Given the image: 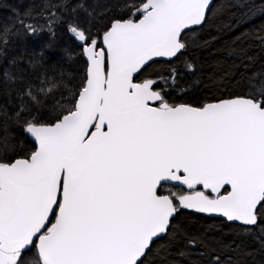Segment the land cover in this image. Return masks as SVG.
<instances>
[{"label":"snow or ice","instance_id":"1","mask_svg":"<svg viewBox=\"0 0 264 264\" xmlns=\"http://www.w3.org/2000/svg\"><path fill=\"white\" fill-rule=\"evenodd\" d=\"M0 8V264H264V0Z\"/></svg>","mask_w":264,"mask_h":264},{"label":"trees","instance_id":"2","mask_svg":"<svg viewBox=\"0 0 264 264\" xmlns=\"http://www.w3.org/2000/svg\"><path fill=\"white\" fill-rule=\"evenodd\" d=\"M29 4L31 0H0V5L6 6L8 4ZM235 3V0H214L213 1V19L212 23L206 27L204 31V37L208 38L209 33L211 35H218L222 42L226 41V34L220 33L217 31L220 25L226 24L228 20V16L230 15L229 8L231 5ZM3 8H0V14H2ZM49 39H54L59 44H71V40L69 37L60 30L56 31V35L54 37H50L49 35L41 36L34 41H29L28 43L32 46H36L38 44H43ZM20 52L24 51V47L19 49ZM197 56H200L203 59L207 56V53H196ZM211 60V57H208ZM177 67L180 68L181 72L185 71V63L184 62H177ZM187 78V77H186ZM193 221L195 222L198 217H193ZM200 223L208 226V225H215V232L214 234L220 235V229L222 225L219 224V221L216 220H200ZM245 243L248 245L247 251L252 252L253 255L248 257V264H261L262 256L259 253L258 249L260 247L258 236L260 235L258 230L255 236L249 237L246 233L243 234ZM224 239L230 240L232 239L231 233H229L228 229H224Z\"/></svg>","mask_w":264,"mask_h":264},{"label":"water","instance_id":"3","mask_svg":"<svg viewBox=\"0 0 264 264\" xmlns=\"http://www.w3.org/2000/svg\"><path fill=\"white\" fill-rule=\"evenodd\" d=\"M214 0H212V3H213Z\"/></svg>","mask_w":264,"mask_h":264}]
</instances>
